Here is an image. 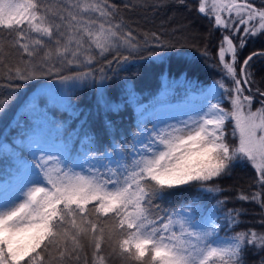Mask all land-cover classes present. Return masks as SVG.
<instances>
[{
  "label": "snow or ice",
  "instance_id": "1",
  "mask_svg": "<svg viewBox=\"0 0 264 264\" xmlns=\"http://www.w3.org/2000/svg\"><path fill=\"white\" fill-rule=\"evenodd\" d=\"M116 8L110 0H0V32L8 34L0 66L8 79H36L58 66L91 64L93 47L101 54L119 43L135 48L131 32L114 22ZM198 11L233 34L241 25L245 36L264 33V7L249 0H212L210 12L200 0ZM13 51L20 59L10 65ZM262 55H248L238 73L237 45L224 36L219 57L232 87L217 82L193 107L191 82L165 77L159 96L138 103L134 130L112 118L136 99L134 89L122 85L121 102L107 77L97 81L90 72L61 76L59 87L46 85L20 101L0 96V118L12 113L0 129V264H109L113 255L122 264H247L250 250L264 264V233L249 229L225 241L218 235L242 209H228L220 226L224 201L210 209L192 201L163 215L158 203L173 189L228 176L247 160L259 191L238 199L264 209V99L252 111L253 96L245 95L252 91L250 62ZM89 83L94 104L81 111L73 94ZM185 83L184 101L170 103ZM229 120L238 145L226 139Z\"/></svg>",
  "mask_w": 264,
  "mask_h": 264
},
{
  "label": "trees",
  "instance_id": "2",
  "mask_svg": "<svg viewBox=\"0 0 264 264\" xmlns=\"http://www.w3.org/2000/svg\"><path fill=\"white\" fill-rule=\"evenodd\" d=\"M149 2L151 4L143 2L141 5H135L131 0H110V3L117 6L114 22L121 23L124 32H131L135 48L119 43L118 47L103 54L100 53L91 64L58 66L57 72L45 73L36 79H8L7 70L0 66V96H6L10 101H20L33 96L47 84L59 85L57 82L61 76L90 72L97 81L107 77L105 83L111 86L109 91L113 96L121 93L122 85L134 89L136 99L129 100L121 113L112 117L117 124L134 130L138 103L146 104L159 96L165 88V77L168 82L173 80L191 82L193 107H198L202 103L200 96L202 90H208L217 82L230 86L224 65L218 57L224 36H229L237 45L238 73L240 65L248 55L253 52H264V33L245 36L243 25L235 34L230 28L217 26L213 15H205L198 11L200 0H182V2L181 0H151ZM237 2L240 3L242 0ZM249 2L254 7H264V0H249ZM208 11L210 12L209 9ZM187 31L197 33L198 37L193 39L182 37V34ZM7 39L8 34L0 32V43H4ZM241 43H243L242 47ZM124 57L128 59L124 60ZM19 59V55L13 51L6 57L5 62L11 65L17 63ZM250 63L252 64L249 70L252 91H246L245 95L253 96L252 109L256 110L261 108L260 99H264L259 97L256 91L257 88L264 91V55L254 57ZM188 91L187 83L177 85L169 97V102L172 104L183 102ZM119 100L121 102L125 100L123 94L119 95ZM73 103L78 105L81 111H86L90 105L94 104V88L90 83L76 90L73 94ZM226 104V101L222 102V106ZM14 111H19V107H15ZM11 115L10 112L9 117ZM9 117L0 118V129H4ZM225 128L228 142L238 145L237 137L234 138L232 135L233 125L230 121L226 122ZM256 179V171L250 162L247 160L243 163L237 162L228 176L210 181L205 186L219 189V191L209 192L205 190V187L200 186H183L173 189L166 199L158 202L160 214L178 210L192 201H199L209 209L218 201H224L219 212L220 226L226 223L223 217L228 209H242V211L236 218V223L227 228L218 227L219 236L231 237L238 232H247L249 229L264 233V209L259 203L238 199L240 194L251 195L259 191ZM261 199L264 200V193L261 194ZM103 250L106 255L111 252L110 247H104ZM86 251L90 259L91 249ZM109 264H122V261L113 255ZM247 264H258V258L251 250L247 254Z\"/></svg>",
  "mask_w": 264,
  "mask_h": 264
},
{
  "label": "rangeland",
  "instance_id": "3",
  "mask_svg": "<svg viewBox=\"0 0 264 264\" xmlns=\"http://www.w3.org/2000/svg\"><path fill=\"white\" fill-rule=\"evenodd\" d=\"M149 1H151V0H131V2L133 3V4H135V5H141V4H143V2L144 3H146V2H148L147 4H151ZM207 5H208V9L211 11V5H212V0H207ZM221 14H223V13H221ZM214 16V15H213ZM182 37H187V38H189V39H193V38H196V37H198L197 36V33H193V32H189V31H187V32H184V34H182ZM119 46V45H118ZM117 46V47H118ZM128 46V45H127ZM225 47H226V45H224ZM115 48V47H114ZM99 52L93 47L92 49H91V55L94 57V59H96V57L98 58L99 57ZM219 57V56H218ZM81 59H83V57H81ZM93 59V60H94ZM219 60H220V57H219ZM225 61H227V62H231V57H230V55H228V54H226L225 55ZM225 74H226V72H225ZM226 76H227V74H226ZM227 78H228V81H229V83H230V86L229 87H232V85H233V81L227 76ZM47 85H52V84H47ZM217 85V84H216ZM60 85H57V87H59ZM214 85H212L211 87H209V89L208 90H211L212 89V87H213ZM223 101H226L227 102V104L225 105V106H223L226 110H228V111H230L231 110V108H232V105H231V103H230V101L227 99V96H226V99H224ZM252 111H255V110H253L252 109ZM231 123H232V125L234 126V122L233 121H231V120H229ZM229 121H227V122H229ZM258 135H259V133H258ZM237 142L239 143V140H238V137H237ZM237 143V144H238ZM220 238H221V240L222 241H225V240H227V239H229L230 237H224V236H219Z\"/></svg>",
  "mask_w": 264,
  "mask_h": 264
}]
</instances>
